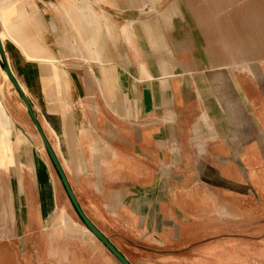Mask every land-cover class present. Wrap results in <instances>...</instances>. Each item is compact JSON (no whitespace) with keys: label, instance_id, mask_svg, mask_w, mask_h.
Segmentation results:
<instances>
[{"label":"rangeland","instance_id":"rangeland-1","mask_svg":"<svg viewBox=\"0 0 264 264\" xmlns=\"http://www.w3.org/2000/svg\"><path fill=\"white\" fill-rule=\"evenodd\" d=\"M26 1L0 0V22L12 13L13 2ZM257 1L137 0L134 9L115 0H64L92 7L97 15L109 12V6L117 12L124 8L133 24L140 21L154 43L160 42L161 55L169 45L173 53L165 54L179 61H185L181 54L188 49L197 58V65L190 61L188 67L197 70L192 84L180 79L172 87L175 93L184 92L180 87L189 90L193 101L175 100L174 114L150 113L142 122L149 128L142 148H134L133 134L121 139L117 131L104 133L106 142L144 156V178L127 179L116 170L118 164L108 163L93 170L95 180L75 186L88 215L133 264H264V79L259 83L257 76L235 67L245 39L233 41L229 30L216 29L219 17L243 15ZM256 6L261 13H252L253 27L263 34L264 10ZM173 15L174 47L163 42L162 33L171 29ZM186 28L189 36L181 32ZM248 51L244 57L264 67V43ZM3 113L0 109L2 138L8 141L11 123ZM95 183L101 186L97 190ZM57 185L49 174H0V264H120L78 221ZM63 216L76 224L74 231Z\"/></svg>","mask_w":264,"mask_h":264},{"label":"crops","instance_id":"crops-1","mask_svg":"<svg viewBox=\"0 0 264 264\" xmlns=\"http://www.w3.org/2000/svg\"><path fill=\"white\" fill-rule=\"evenodd\" d=\"M112 2L113 0H100L98 3ZM164 2L167 4L170 0ZM14 4L13 2V11L5 22H0V35L7 59L13 74L31 101L73 190L79 185V180H95L91 173L104 164L95 159V145L114 149L116 155L110 163L115 166L118 164L116 170L125 174V178L136 182L142 180L144 156L137 154L138 152L130 153L127 146L123 147L122 144L106 142L104 133L117 131L121 139L124 138L123 135L133 134L136 137L132 141L134 148H142L147 142L145 132L149 129L145 127L146 123L142 122L150 113L164 109V114H174L171 110L176 109L175 100L193 101L190 99L189 90L180 87L184 92L175 93L172 90L175 88L172 87L177 81L180 82V79L190 83L192 78H195L193 74L197 70L188 67H191L190 61L195 64L197 58H192L188 49L181 54L185 61H179L175 55L165 54L170 50L169 45L167 51L161 55L158 48L161 47L159 41L162 40L158 41L159 45L154 43V39H151L152 33L149 34L143 27L147 34L146 41L149 42L147 55L140 54V44L133 38L134 34L132 35L130 30L128 34L125 33L126 42L130 44L129 55L125 59V36L121 30L124 26H129L131 20L128 19L124 8L117 12L109 6V12L98 14V39L95 32L80 24L75 5H69L64 0H27ZM170 12L173 11H166L168 16ZM175 18L174 15L171 18L174 21L171 23V29H164L162 32L165 35L163 42L168 41L170 46H173L172 37L176 34ZM108 20L113 23L116 33L109 35V40L106 37L109 31ZM188 31V28L181 30L189 36ZM103 36V61L100 62L94 50L89 51L87 46L95 39L100 42ZM143 57L146 63H143ZM201 60H204V56H201ZM182 65L184 70L179 69ZM200 67H203V62ZM188 71L193 76L186 78L183 75ZM118 74H125L127 81L124 90H119V98L116 80ZM128 83L132 85L131 95L128 94ZM140 88L145 98L144 104L148 105L143 113H137L136 104L128 102V98L138 94ZM0 103L5 116L12 122L8 141L2 140L3 134H6L4 131L0 134V174H16L20 167L19 173L22 176L31 172L38 175L48 173L53 177L26 109L15 88L1 70ZM18 134L24 140L17 147L15 140ZM105 152L108 151L105 149ZM37 159L41 166L36 163ZM94 186L92 188L96 190L101 187L98 183Z\"/></svg>","mask_w":264,"mask_h":264},{"label":"water","instance_id":"water-1","mask_svg":"<svg viewBox=\"0 0 264 264\" xmlns=\"http://www.w3.org/2000/svg\"><path fill=\"white\" fill-rule=\"evenodd\" d=\"M253 2V1H252ZM264 2V0H258V3ZM252 5H255V3H250ZM253 7V8H252ZM255 10L254 6L247 5V10H245L243 15L230 13L225 17H219L218 18V25L216 27L217 30H229L232 34H234L232 39L233 41L236 40V38H239L241 36L243 39V43L240 45L239 49V55L240 60L238 63L235 64V67H241L245 71L247 70L253 77H256L257 70H254L250 65V61L253 62L255 59H250L247 57H244V54H251V52L248 51V48H256L261 45V43L264 40V33L262 34L261 31H256L253 27L254 22L252 19V9ZM262 8L264 10V4L262 5ZM254 14V13H253ZM255 15V14H254ZM205 17H200L199 21L201 19H204ZM206 18L208 19V16L206 15ZM200 25V23H199ZM203 33V32H202ZM237 33V34H235ZM203 41V40H202ZM205 44V43H204ZM205 51L208 53L209 49L207 47V42L204 45ZM208 49V50H207ZM220 50V48H219ZM219 50L217 52H219ZM216 51V49H214ZM253 51V50H250ZM249 52V53H248ZM208 57V56H207ZM209 59V58H207ZM257 61V60H255ZM248 66V67H247ZM207 64H205L204 68H207ZM260 67L263 69V64L260 62ZM0 70L2 74L4 73L7 79L10 81V83L15 88L21 102L23 103L27 115L31 121V124L38 136V139L40 141V146L42 148V151L44 152V155L46 156V159L48 161L49 167L52 172V176L55 177V180L57 181V186L59 188V191L64 195L66 198L70 208L72 209L74 215L78 219V221L83 225L85 229H87L106 249L107 251L120 263V264H133V262L130 260V258L123 252L112 240L111 238L95 223V221L88 215L86 210L83 208V205L77 198V195L75 194V191L73 190V187L67 178V175L65 173L64 167L54 149L52 146L51 141L49 140L47 134L45 133L43 127L41 126L37 115L33 109V106L31 104V101L25 94L22 86L16 79L15 75L13 74L11 67L9 65L6 51L3 45V41L0 35ZM264 70V69H263ZM264 72V71H263ZM230 77V76H229ZM258 77V76H257ZM259 78V77H258ZM264 79V76L262 77ZM261 78V79H262ZM259 78V83L261 81ZM232 78H229V81H231ZM246 98H249L247 96ZM216 100V95L214 98L209 100V107L211 109L214 108V105ZM213 107V108H212ZM239 143L235 144V146H238ZM234 153L237 157V153L239 155V152L234 150Z\"/></svg>","mask_w":264,"mask_h":264},{"label":"flooded vegetation","instance_id":"flooded-vegetation-1","mask_svg":"<svg viewBox=\"0 0 264 264\" xmlns=\"http://www.w3.org/2000/svg\"><path fill=\"white\" fill-rule=\"evenodd\" d=\"M75 8H76V12L79 14V17H80V20H81V22H82V24L86 27V29H88L89 31H93V32H97V29H99L98 28V25H99V20H98V17H97V15H95L93 12H92V10H90V9H88V10H86V9H84L83 8V6H81V5H76L75 6ZM90 12H92V14L91 15H93V18H92V16L90 15ZM109 24V23H108ZM110 25V24H109ZM122 33H124V36H125V44H124V52H123V56H124V58L125 59H127L128 58V48H130V44H129V42H126V35H125V33L126 34H128L129 33V31H122ZM131 34L133 35V32L131 31ZM124 36H123V38H124ZM106 37H107V35H106ZM121 37H122V35H121ZM133 38H135L136 39V37H135V35L133 36ZM104 36H103V38H100V42H98V39H95V41H92V42H90V46H87V49H89V51H92V50H94V52H95V54H96V56L98 57V60L100 61V62H102L103 60H102V55H103V50H104ZM123 40V39H122ZM137 40V39H136ZM121 46H122V50H123V45L121 44ZM89 47V48H88ZM131 47H133V45L131 46ZM134 49V48H133ZM91 53V52H90ZM125 75V74H124ZM124 75H120L119 76V74H118V76H117V78H116V80H117V93H118V98L119 97H121L120 96V92H119V90L120 91H123L124 90V88L126 87V85H127V81H125V76ZM127 88L129 89V91L132 89V85L130 84V83H128V86H127ZM139 93L138 94H136L135 96H131V97H129L128 98V102H130V103H135L136 104V107H137V113H143V112H145L146 111V109H147V107H148V105L147 104H144V95H143V91H142V89L140 88V90L138 91ZM129 95H131V94H133L131 91L128 93ZM117 105H118V103H117ZM12 129V124L10 125V127H9V132H10V130ZM5 132V131H4ZM3 134V133H2ZM9 134V133H8ZM20 137H21V139H19L18 137H17V139L15 140V145H17V147H18V145L23 141L22 140V136L21 135H19ZM24 139V138H23ZM2 140H3V138H2ZM95 144H97V143H95ZM9 149V148H8ZM93 149L97 152V154L95 155V159H96V161H99V162H102V163H104V164H108V163H110L111 162V160H112V158H115V151H114V149H112V148H107L106 146L105 147H102V146H97V145H95V146H93ZM105 149H106V151H108V155H110L108 158H106L105 156H106V154H107V152H105ZM10 150V149H9ZM12 153V151L10 152V154ZM39 160L37 159V164H38V166H41L40 164H39ZM38 169H39V167H37ZM40 170V169H39ZM17 173H19L20 172V167H18V169H17ZM44 173H45V171H44ZM43 176L44 177H46L47 178V175H46V173L45 174H43ZM201 180L202 181H204V182H206V179L205 178H203V177H201ZM12 197H14L15 198V196H14V194L12 193ZM13 198V199H14ZM62 220H63V222L68 226V228L70 229V230H72V231H74L75 229H76V224L75 223H73L72 221H70L66 216H63L62 217Z\"/></svg>","mask_w":264,"mask_h":264},{"label":"bare ground","instance_id":"bare-ground-1","mask_svg":"<svg viewBox=\"0 0 264 264\" xmlns=\"http://www.w3.org/2000/svg\"><path fill=\"white\" fill-rule=\"evenodd\" d=\"M96 3L97 2H99L100 0H94ZM115 1H118L119 3H121V4H123V5H128V7H131L132 6V8H134V9H136L137 8V6H136V0H115ZM258 2V1H257ZM257 2H256V4H257ZM258 4H260L261 6L264 4V2H261V3H258ZM255 7V10L254 9H252V12L256 15V14H260L261 12H260V8L259 7H257V6H254ZM89 9H91L92 10V12L95 14V15H97L96 14V12L93 10V8L92 7H89ZM103 14V13H102ZM98 16V15H97ZM110 25H109V24ZM107 27H108V33H107V40H109V35H114V33H115V27H114V25H113V23L110 21V20H108L107 21ZM129 27V28H128ZM130 27H132V21L130 22V24H129V26L128 25H126V26H124V28L121 30V31H132L133 32V34L135 35V37H136V39H137V43L138 44H140V54H144L145 56L147 55V45H148V43L149 42H147L146 40H147V34H146V31L144 30V28L141 26V23H140V21H136V24H134V27H132V28H130ZM255 28V27H254ZM255 30H256V28H255ZM258 31V30H257ZM261 31V33H262V29L260 30ZM115 35H116V33H115ZM114 41H115V39H114ZM143 63H146V59H145V57H143ZM249 65L254 69V70H257V73H256V76H258L260 79L264 76V72H263V69H261V67H260V62L259 61H255V60H253V62H251L250 61V63H249ZM248 67V66H247ZM3 75H4V77L7 79V77L5 76V74L3 73ZM8 80V79H7ZM0 109H1V112L3 111V107H2V105H1V103H0ZM3 115L5 116V113H3ZM8 120H9V122L12 124V122H11V120L9 119V118H7ZM5 128V125H4V123H3V120L1 119V117H0V134H1V132H3V131H5V130H3ZM46 175H47V177H48V173H46ZM50 175V174H49ZM201 177H203V178H205V176H201ZM206 179V178H205ZM69 220H70V218H68ZM71 221V220H70ZM74 223V222H73ZM87 230V229H86ZM88 231V230H87ZM89 232V231H88ZM90 233V232H89ZM91 234V233H90ZM92 235V234H91Z\"/></svg>","mask_w":264,"mask_h":264}]
</instances>
